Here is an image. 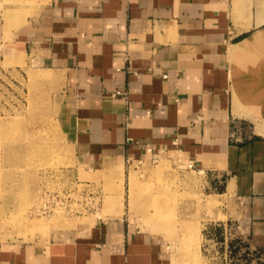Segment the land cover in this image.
<instances>
[{"label": "crops", "instance_id": "obj_1", "mask_svg": "<svg viewBox=\"0 0 264 264\" xmlns=\"http://www.w3.org/2000/svg\"><path fill=\"white\" fill-rule=\"evenodd\" d=\"M0 49L59 76L85 171L169 158L207 172L264 253V0H0ZM0 264L171 261L121 216L0 241Z\"/></svg>", "mask_w": 264, "mask_h": 264}, {"label": "rangeland", "instance_id": "obj_2", "mask_svg": "<svg viewBox=\"0 0 264 264\" xmlns=\"http://www.w3.org/2000/svg\"><path fill=\"white\" fill-rule=\"evenodd\" d=\"M58 78L0 49V241L125 216L168 243L171 264H264L226 219L211 174L169 158L112 171L78 165Z\"/></svg>", "mask_w": 264, "mask_h": 264}, {"label": "built area", "instance_id": "obj_3", "mask_svg": "<svg viewBox=\"0 0 264 264\" xmlns=\"http://www.w3.org/2000/svg\"><path fill=\"white\" fill-rule=\"evenodd\" d=\"M113 96H124V93L123 92H115L114 94H112ZM230 138L235 140V141H240L241 140V130H240V127L238 126H234L233 127V130L231 132V135H230Z\"/></svg>", "mask_w": 264, "mask_h": 264}, {"label": "bare ground", "instance_id": "obj_4", "mask_svg": "<svg viewBox=\"0 0 264 264\" xmlns=\"http://www.w3.org/2000/svg\"><path fill=\"white\" fill-rule=\"evenodd\" d=\"M38 135V134H37Z\"/></svg>", "mask_w": 264, "mask_h": 264}]
</instances>
